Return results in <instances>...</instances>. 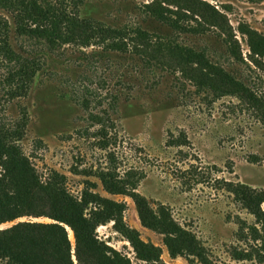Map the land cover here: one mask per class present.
<instances>
[{
	"label": "rangeland",
	"instance_id": "374dc122",
	"mask_svg": "<svg viewBox=\"0 0 264 264\" xmlns=\"http://www.w3.org/2000/svg\"><path fill=\"white\" fill-rule=\"evenodd\" d=\"M7 1L0 19L34 75L21 92L9 78L19 65L0 61V138L35 170L16 171L36 212L50 214L40 182L51 172L66 176L77 199L90 182L126 204L124 222L160 248L161 261L141 260L113 222L98 227L100 240L131 264H190L141 224L130 196L103 186L98 173L111 171L153 208L168 207L215 264H258L236 258L253 245L238 222L255 219L221 185L264 190V54L249 40L264 36V0ZM20 222L55 223L23 217L0 230Z\"/></svg>",
	"mask_w": 264,
	"mask_h": 264
},
{
	"label": "trees",
	"instance_id": "16d2710c",
	"mask_svg": "<svg viewBox=\"0 0 264 264\" xmlns=\"http://www.w3.org/2000/svg\"><path fill=\"white\" fill-rule=\"evenodd\" d=\"M0 6L10 8L13 3L0 0ZM39 7L42 9L41 6ZM171 25L174 28H181L176 22H171ZM249 40L252 52L255 55H263L264 36H258L255 32L249 33ZM50 41L54 43L53 40ZM195 58L202 61L205 57L195 54ZM0 61L8 65H19L14 72L9 71V78L14 83L18 82L19 91L25 92L28 82L34 75L33 72H29L34 64L15 53L10 44L9 25L2 19H0ZM248 95L255 98V95ZM26 124L27 121H24L22 126ZM14 132L22 134V128ZM30 166L28 158L23 156L22 149L15 141L10 142L4 137L0 138V226L23 217L48 216L55 221L52 224L20 222L0 230V262L75 264L73 259L75 257L78 264H131L129 258L98 238V227L110 222H113L114 228L129 240L141 260L161 261L160 248L141 241L138 231L124 222L126 204L102 197L94 192L96 185L90 182H87L80 199H77L67 189L66 176L55 171L51 172L40 182L43 192L49 196L50 214L37 213L28 191V179L23 172L16 171L20 167L32 171L33 168L31 169ZM97 177L111 193L127 195L133 199L141 224L163 235L172 258L184 256L190 264H215L196 236L173 218L168 207L161 205L156 209L153 208L143 195L131 192L128 187L129 182L120 180L111 171H100ZM221 187L233 196L235 203L255 219L253 224L243 220L238 222V234L253 245L251 244L250 251L237 252L236 258L264 264V190L231 182H223ZM66 225L74 233V248Z\"/></svg>",
	"mask_w": 264,
	"mask_h": 264
}]
</instances>
